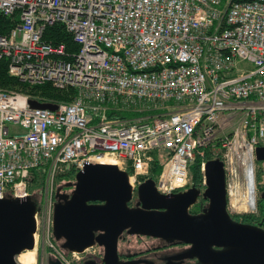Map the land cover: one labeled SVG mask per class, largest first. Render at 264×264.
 <instances>
[{
    "label": "built area",
    "instance_id": "1",
    "mask_svg": "<svg viewBox=\"0 0 264 264\" xmlns=\"http://www.w3.org/2000/svg\"><path fill=\"white\" fill-rule=\"evenodd\" d=\"M0 14L17 19L0 34V61L26 85L0 87V198L33 197L34 171H48L36 215L42 252L62 264L103 262L98 243L62 248L53 213L57 176H76L105 154L122 162L134 188L163 159L154 180L170 194L193 186L191 165L209 149L224 163L229 211H258L264 0H0ZM54 25L78 48L45 38ZM48 83L71 98L31 92ZM31 99L56 107H33ZM233 119L232 132L220 135Z\"/></svg>",
    "mask_w": 264,
    "mask_h": 264
},
{
    "label": "water",
    "instance_id": "2",
    "mask_svg": "<svg viewBox=\"0 0 264 264\" xmlns=\"http://www.w3.org/2000/svg\"><path fill=\"white\" fill-rule=\"evenodd\" d=\"M29 102L33 107H56L33 99ZM256 158L264 161V146L256 148ZM204 176V189L193 185L163 194L154 178L134 188L128 171L117 164L86 162L75 181L68 183L74 186L71 194L58 188L53 235L70 251L81 252L98 243L104 249L101 264H155L148 258H121L119 241L126 231L190 245L170 256L167 264H186L187 258L197 259L191 264H264V228L232 217L223 161L219 157L208 159ZM135 195L137 201L132 206ZM200 196L208 203L200 212L192 213ZM37 211L32 196L0 198V264H20L17 256L35 248ZM49 264L62 262L50 255ZM84 264L96 263L88 260Z\"/></svg>",
    "mask_w": 264,
    "mask_h": 264
},
{
    "label": "rangeland",
    "instance_id": "3",
    "mask_svg": "<svg viewBox=\"0 0 264 264\" xmlns=\"http://www.w3.org/2000/svg\"><path fill=\"white\" fill-rule=\"evenodd\" d=\"M244 63V62H243ZM233 120H226L224 125L221 128L220 135H225L231 133L234 128ZM256 182H257V198H258V208L264 207V200L261 197L262 192H264V161L256 159ZM66 173H61L55 179L54 188H56V193L58 188L60 192L71 194L74 186H68L69 182L75 181V173L73 178H67ZM33 198L36 202L43 203L47 197L48 191V171H40L35 174L34 182L30 185ZM56 201V196L54 197ZM137 201V196L133 198L130 202V205L134 206ZM208 203V202H207ZM207 203L205 205H207ZM230 207V204H228ZM205 207V206H204ZM232 214H235L230 208ZM193 213V212H192ZM237 215V214H236ZM264 228V227H263ZM54 237V235H53ZM54 240L62 247L63 240L56 239ZM42 242L43 236L40 232L39 241L37 240V253L36 260L40 264L42 261L45 264H49V257L51 251L47 249L42 252ZM190 247L189 244L181 241H167L163 238L154 237L144 234H130L127 231L123 234L122 238L119 241V252L121 258L127 260L128 257H135V259L148 258L152 260L155 264H167V260L170 256H173L177 253L187 250ZM63 248V247H62ZM65 249V248H64ZM68 251V250H67ZM124 256V258H123ZM35 260V261H36ZM197 262L196 258H187L184 260V263L191 264Z\"/></svg>",
    "mask_w": 264,
    "mask_h": 264
},
{
    "label": "trees",
    "instance_id": "4",
    "mask_svg": "<svg viewBox=\"0 0 264 264\" xmlns=\"http://www.w3.org/2000/svg\"><path fill=\"white\" fill-rule=\"evenodd\" d=\"M17 19L14 17H8L0 14V34L8 33L11 28L16 24ZM45 38L52 40L54 43L64 41L67 47L71 50H75L78 48L77 44L73 41V37L70 33L65 31L61 25H54L47 29L45 33ZM9 64L7 59H3L0 61V87L3 88H16V89H25L26 85L19 81L14 76L9 74ZM32 93H40L44 96L54 97L58 99H67L71 98L72 95L66 91H62L54 88L51 84L37 85L31 87ZM213 158L210 150H206L204 157L201 155H197L195 161L191 165V173H192V185L197 187H201L203 184V170H202V160L203 159ZM163 159L153 163L151 177L156 178V176L162 170ZM43 171L42 169H38L34 171V175L37 172ZM71 171L66 175L67 178H73L74 175H71ZM264 200V198H262ZM237 220H241L243 222L257 224V222L264 220V207H259L258 212L256 213H244L237 214Z\"/></svg>",
    "mask_w": 264,
    "mask_h": 264
},
{
    "label": "bare ground",
    "instance_id": "5",
    "mask_svg": "<svg viewBox=\"0 0 264 264\" xmlns=\"http://www.w3.org/2000/svg\"><path fill=\"white\" fill-rule=\"evenodd\" d=\"M98 163H111L122 166V162L119 161L114 155L105 154L96 159ZM252 206V205H251ZM37 234L35 233V248L23 251L17 256V261L20 264H35L36 253H37Z\"/></svg>",
    "mask_w": 264,
    "mask_h": 264
},
{
    "label": "flooded vegetation",
    "instance_id": "6",
    "mask_svg": "<svg viewBox=\"0 0 264 264\" xmlns=\"http://www.w3.org/2000/svg\"><path fill=\"white\" fill-rule=\"evenodd\" d=\"M67 194V193H66ZM208 202L207 199L203 198L202 196H200L199 201L191 208V212L193 213H198L200 212L204 206H206L205 204ZM258 212V211H257ZM232 217L235 218L237 220V215L236 214H232ZM241 221V220H240ZM257 224L261 225L262 227H264V220H261L259 222H257ZM124 258V256H123ZM130 259H135V257H128L127 260ZM171 259V258H170Z\"/></svg>",
    "mask_w": 264,
    "mask_h": 264
}]
</instances>
